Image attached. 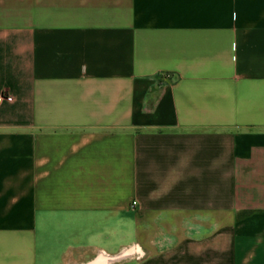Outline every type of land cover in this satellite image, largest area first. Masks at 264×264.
<instances>
[{"label":"crops","instance_id":"0c3cea01","mask_svg":"<svg viewBox=\"0 0 264 264\" xmlns=\"http://www.w3.org/2000/svg\"><path fill=\"white\" fill-rule=\"evenodd\" d=\"M0 264H264V0H0Z\"/></svg>","mask_w":264,"mask_h":264},{"label":"bare ground","instance_id":"6f19581e","mask_svg":"<svg viewBox=\"0 0 264 264\" xmlns=\"http://www.w3.org/2000/svg\"><path fill=\"white\" fill-rule=\"evenodd\" d=\"M128 254H129V251H128V250H124V251L121 253L120 257H121V258H125V257L128 256Z\"/></svg>","mask_w":264,"mask_h":264}]
</instances>
